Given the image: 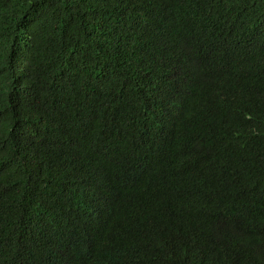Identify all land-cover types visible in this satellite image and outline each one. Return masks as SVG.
I'll return each instance as SVG.
<instances>
[{
  "label": "trees",
  "instance_id": "1",
  "mask_svg": "<svg viewBox=\"0 0 264 264\" xmlns=\"http://www.w3.org/2000/svg\"><path fill=\"white\" fill-rule=\"evenodd\" d=\"M0 264H264V0H0Z\"/></svg>",
  "mask_w": 264,
  "mask_h": 264
},
{
  "label": "clouds",
  "instance_id": "2",
  "mask_svg": "<svg viewBox=\"0 0 264 264\" xmlns=\"http://www.w3.org/2000/svg\"><path fill=\"white\" fill-rule=\"evenodd\" d=\"M207 164L208 166H206ZM228 166H234L226 163ZM192 179L193 182L197 184V188L200 189L207 197L211 199L209 196L206 187L207 184L210 183L214 187L213 194L214 196H217L221 193H234L235 200H240L242 197L247 195L245 197L246 199H249V192L248 187L245 184L240 185H231L229 177L223 172L220 171L213 166V162L205 163V161H202L198 163L192 173ZM167 192L163 191L161 192V195L166 196ZM197 212H200L199 207H193Z\"/></svg>",
  "mask_w": 264,
  "mask_h": 264
}]
</instances>
